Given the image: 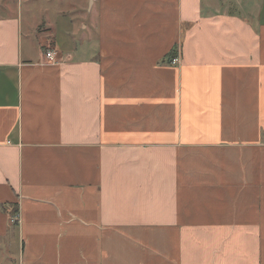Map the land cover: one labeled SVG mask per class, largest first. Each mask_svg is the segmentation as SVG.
<instances>
[{"label":"crops","instance_id":"1","mask_svg":"<svg viewBox=\"0 0 264 264\" xmlns=\"http://www.w3.org/2000/svg\"><path fill=\"white\" fill-rule=\"evenodd\" d=\"M50 18L0 2V264H264V0Z\"/></svg>","mask_w":264,"mask_h":264},{"label":"rangeland","instance_id":"2","mask_svg":"<svg viewBox=\"0 0 264 264\" xmlns=\"http://www.w3.org/2000/svg\"><path fill=\"white\" fill-rule=\"evenodd\" d=\"M3 0H0V2ZM22 1V15L24 24L23 39L27 40L25 37L27 32L26 28L28 24L32 21L37 22L41 20V17H53L58 13H70L74 18L81 16V12L84 9L85 0H21ZM52 19V18H50ZM57 46L61 51L63 50V43L57 42ZM1 259V257H0Z\"/></svg>","mask_w":264,"mask_h":264},{"label":"built area","instance_id":"3","mask_svg":"<svg viewBox=\"0 0 264 264\" xmlns=\"http://www.w3.org/2000/svg\"><path fill=\"white\" fill-rule=\"evenodd\" d=\"M55 54L56 53L53 50H48V51L45 52L44 56L46 58H48V59H53L55 57ZM176 62H177V59L176 58H173L171 60V63H173V64L176 63Z\"/></svg>","mask_w":264,"mask_h":264},{"label":"trees","instance_id":"4","mask_svg":"<svg viewBox=\"0 0 264 264\" xmlns=\"http://www.w3.org/2000/svg\"><path fill=\"white\" fill-rule=\"evenodd\" d=\"M174 50H175V49H173L172 52H171V53L169 54V56H168V57H170L171 60H172L173 58L176 57V56H174ZM175 51H176V50H175ZM171 60H170V61H171Z\"/></svg>","mask_w":264,"mask_h":264}]
</instances>
